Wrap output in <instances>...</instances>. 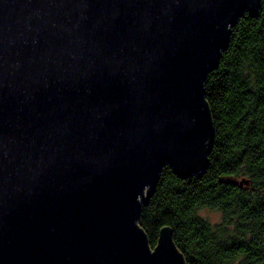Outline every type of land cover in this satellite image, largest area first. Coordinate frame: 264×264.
<instances>
[{
  "label": "water",
  "instance_id": "water-1",
  "mask_svg": "<svg viewBox=\"0 0 264 264\" xmlns=\"http://www.w3.org/2000/svg\"><path fill=\"white\" fill-rule=\"evenodd\" d=\"M264 0H0V264H187L138 226L208 162L204 96Z\"/></svg>",
  "mask_w": 264,
  "mask_h": 264
},
{
  "label": "trees",
  "instance_id": "trees-1",
  "mask_svg": "<svg viewBox=\"0 0 264 264\" xmlns=\"http://www.w3.org/2000/svg\"><path fill=\"white\" fill-rule=\"evenodd\" d=\"M229 37L204 80L215 130L208 162L183 177L163 166L138 220L153 249L170 227L187 264H264V3ZM207 208L221 212L219 223Z\"/></svg>",
  "mask_w": 264,
  "mask_h": 264
},
{
  "label": "rangeland",
  "instance_id": "rangeland-1",
  "mask_svg": "<svg viewBox=\"0 0 264 264\" xmlns=\"http://www.w3.org/2000/svg\"><path fill=\"white\" fill-rule=\"evenodd\" d=\"M201 213L207 220L213 223H219L222 216L220 211H215L209 208L202 210Z\"/></svg>",
  "mask_w": 264,
  "mask_h": 264
}]
</instances>
